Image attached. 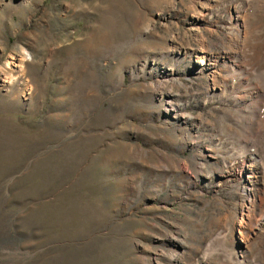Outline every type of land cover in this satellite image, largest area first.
I'll return each mask as SVG.
<instances>
[{"label":"rangeland","instance_id":"rangeland-1","mask_svg":"<svg viewBox=\"0 0 264 264\" xmlns=\"http://www.w3.org/2000/svg\"><path fill=\"white\" fill-rule=\"evenodd\" d=\"M178 258L264 264V0H0V264Z\"/></svg>","mask_w":264,"mask_h":264},{"label":"bare ground","instance_id":"bare-ground-1","mask_svg":"<svg viewBox=\"0 0 264 264\" xmlns=\"http://www.w3.org/2000/svg\"><path fill=\"white\" fill-rule=\"evenodd\" d=\"M198 57H199V60H200L201 56L199 55ZM23 61H25V58L19 60V66L22 65ZM251 200H252V199H251ZM251 202H252V201H251ZM251 202L249 201V203H251ZM241 236L244 237V234L242 233V231H241ZM178 262H180L181 264H184V262L182 261L181 258H178ZM176 264H177V263H176Z\"/></svg>","mask_w":264,"mask_h":264},{"label":"built area","instance_id":"built-area-1","mask_svg":"<svg viewBox=\"0 0 264 264\" xmlns=\"http://www.w3.org/2000/svg\"><path fill=\"white\" fill-rule=\"evenodd\" d=\"M244 164V163H243ZM253 164V163H252Z\"/></svg>","mask_w":264,"mask_h":264}]
</instances>
